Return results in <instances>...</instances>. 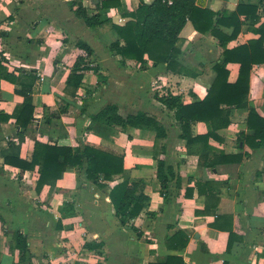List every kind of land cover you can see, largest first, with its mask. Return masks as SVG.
Masks as SVG:
<instances>
[{
  "label": "crops",
  "instance_id": "0c3cea01",
  "mask_svg": "<svg viewBox=\"0 0 264 264\" xmlns=\"http://www.w3.org/2000/svg\"><path fill=\"white\" fill-rule=\"evenodd\" d=\"M102 1L82 0L89 14L99 12L102 22L109 20L89 27L77 16L73 0H0V59L18 76L33 71L38 77L32 93L35 119L27 129L0 114V264H150L169 256L186 264H264V146L253 149L239 140L242 133L252 132L246 124L250 109L264 117V63L253 64L247 105L231 107L230 125L217 131L221 139L209 141L207 163L220 151L243 154L241 162L201 165L202 144L187 145L174 111L156 97L172 93L184 103L203 99L216 79L215 65L224 50L261 36L264 1L196 0L197 7L215 14L244 11L218 25L220 33L230 37L226 42L225 36L204 33L188 19L179 35L176 72L148 55L145 62L124 59L111 48L120 36L109 23L124 25L132 19L127 13L152 0H112L98 9ZM249 6L255 7L251 14ZM236 19L240 25L235 28ZM78 40L86 41L93 54L78 48ZM75 64L87 66L77 89L67 86ZM227 69L229 81L235 82L240 64L229 62ZM15 88L10 81H0V113L11 115L23 102ZM111 103L122 116L143 111L157 118L167 136L157 139L151 129L122 130L102 122L88 130L90 116ZM192 132L205 134L207 126L197 121ZM11 141L20 145V157L27 161L37 141L72 147L92 144L124 154V171L99 188L87 178L86 165L68 168L55 185L37 191L38 166L22 171L5 162L1 152ZM157 159L166 163L169 183L164 190ZM124 179H142L150 197L129 225L121 224L109 197L111 187ZM65 202L74 203L75 215L61 217ZM15 231L23 232L29 242L25 262H19V249L14 247ZM178 232L182 235L171 241ZM87 242L103 243V248L88 249Z\"/></svg>",
  "mask_w": 264,
  "mask_h": 264
},
{
  "label": "trees",
  "instance_id": "16d2710c",
  "mask_svg": "<svg viewBox=\"0 0 264 264\" xmlns=\"http://www.w3.org/2000/svg\"><path fill=\"white\" fill-rule=\"evenodd\" d=\"M112 0H104L98 6H110ZM172 5H167L163 0H152L150 3L141 2L136 10L127 13L132 19L124 25L109 23L111 28L120 36L111 44L115 53L122 55L124 59H134L145 62L144 55H148L155 64L166 63L167 68L172 71H178L180 64L177 60L181 53V39L179 37L188 19L194 26L206 32L211 30L213 33L221 34L218 25L225 24L227 19L236 18L237 12L244 11L239 8L237 12L220 11L217 14L211 11L200 9L196 6V0H173ZM264 1V0H263ZM118 2V1H116ZM76 7L77 16L82 18L89 27H96L109 20L101 21L99 12L88 13V9L82 5V0H73L72 7ZM241 9V10H240ZM255 7L249 6L248 14L253 13ZM217 16L216 21L213 17ZM235 28L240 25L236 19ZM227 23V22H226ZM264 29V28H263ZM261 30V36L258 39L250 40L247 44L237 46L232 49H225L223 59L215 65L216 79L212 83L206 96L192 103H184L180 95L172 93L158 94L157 99L166 107L174 111L175 118L181 125V138L187 141V145L202 144V149L198 153L199 163L205 166L215 167L218 162H241L243 154H227L220 151L215 159L209 160V150L212 147L209 144L210 138L220 140L217 131L230 125V108L244 107L247 105V99L250 89L251 69L255 63H264V31ZM221 37L225 35L221 34ZM230 37L225 36L223 41ZM123 40V44L121 41ZM77 47L82 49L87 55H92L94 50L84 40H78ZM82 59V57L79 59ZM78 60L76 63H78ZM240 64L239 76L235 82L229 81V71L227 64L229 62ZM75 64V69L68 76L67 86L75 89L83 85L82 69ZM98 73V70H96ZM100 76V73H98ZM102 77V76H100ZM37 75L33 71L24 72L21 76L9 69L0 59V81L7 80L16 85L15 91L23 96L24 100L19 104L11 115L0 113L4 120L15 119L16 126L20 129H27L34 121L35 106L33 104V87L37 80ZM64 110L61 109V112ZM91 122L88 130L93 129L97 122H102L112 127H118L126 130L130 127L151 129L156 132L157 139L167 136L165 127L159 120L150 116L146 112L138 111L135 114L122 116L116 104H107L99 112L90 116ZM204 122L207 126L205 134L193 135L192 125L197 122ZM247 128L251 134L242 133L240 141L247 143L253 149L264 146V117L256 109H250L247 121ZM23 137L21 138L22 141ZM20 145L14 142L9 143V148L2 150V155L6 163L20 167L22 171L26 169H35L39 167V179L36 186L37 191L45 185H55L66 169H82L86 165L87 178L94 182L99 188L108 186V182L114 180V177L124 171V154L106 150L104 148L85 144L82 147H72L70 145H58L42 143L37 141L30 161L20 157ZM165 161L157 159V177L160 181L162 190L166 189L169 183L168 173L165 168ZM169 173L171 168L168 167ZM109 197L114 206L116 216L122 225H129L130 220L138 217L145 209L150 197L144 192V182L142 179H124L111 187ZM62 218L75 215L74 203L65 202L60 207ZM225 219L231 216H221ZM137 230L136 227L131 226ZM232 234V228H229ZM182 235L178 232L171 236V241L176 240ZM14 247L19 249V262L27 261V251L29 242L25 234L21 231L13 233ZM169 244V240L167 241ZM85 247L88 249H102L103 243L93 244L87 242ZM264 255V254H263ZM175 259H180L181 264H186L181 258L169 256L164 262L150 264H172ZM31 264V263H30Z\"/></svg>",
  "mask_w": 264,
  "mask_h": 264
},
{
  "label": "built area",
  "instance_id": "2783aa9c",
  "mask_svg": "<svg viewBox=\"0 0 264 264\" xmlns=\"http://www.w3.org/2000/svg\"><path fill=\"white\" fill-rule=\"evenodd\" d=\"M167 5H172L174 3L173 0H163Z\"/></svg>",
  "mask_w": 264,
  "mask_h": 264
}]
</instances>
